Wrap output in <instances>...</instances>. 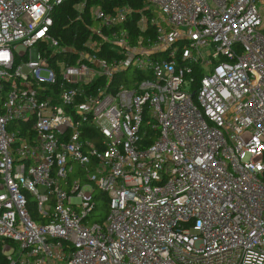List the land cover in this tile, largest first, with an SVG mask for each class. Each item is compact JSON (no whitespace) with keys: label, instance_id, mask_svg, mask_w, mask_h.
<instances>
[{"label":"built area","instance_id":"built-area-1","mask_svg":"<svg viewBox=\"0 0 264 264\" xmlns=\"http://www.w3.org/2000/svg\"><path fill=\"white\" fill-rule=\"evenodd\" d=\"M68 1L0 0L6 264H264V0Z\"/></svg>","mask_w":264,"mask_h":264},{"label":"trees","instance_id":"trees-1","mask_svg":"<svg viewBox=\"0 0 264 264\" xmlns=\"http://www.w3.org/2000/svg\"><path fill=\"white\" fill-rule=\"evenodd\" d=\"M73 0H69L68 2H66L61 9H64L65 11H69L70 8H71V3H72ZM95 1H99V0H95ZM115 2H129L131 4H135L136 6L137 5H140L139 1L138 0H113ZM64 21V18H62L61 16H58L56 17L55 19V23L57 25L61 24L62 22ZM97 200H98V204H97V207L95 209H98V210H106V200L104 199L103 195L101 192H97ZM94 218V220L98 221V222H102V220L104 219L105 217V214H97V215H93L92 216ZM1 246H2V242L0 240V264H6V259L4 257V255L1 253Z\"/></svg>","mask_w":264,"mask_h":264},{"label":"rangeland","instance_id":"rangeland-1","mask_svg":"<svg viewBox=\"0 0 264 264\" xmlns=\"http://www.w3.org/2000/svg\"><path fill=\"white\" fill-rule=\"evenodd\" d=\"M106 213V210H98V209H95L93 210L92 212V215H97V214H105Z\"/></svg>","mask_w":264,"mask_h":264}]
</instances>
